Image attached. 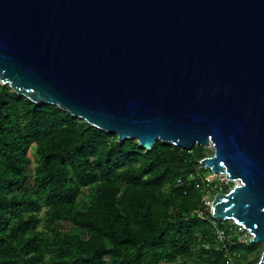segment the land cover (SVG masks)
<instances>
[{
    "label": "water",
    "instance_id": "1",
    "mask_svg": "<svg viewBox=\"0 0 264 264\" xmlns=\"http://www.w3.org/2000/svg\"><path fill=\"white\" fill-rule=\"evenodd\" d=\"M0 82L146 151L213 145L212 217L264 241V0H0Z\"/></svg>",
    "mask_w": 264,
    "mask_h": 264
},
{
    "label": "trees",
    "instance_id": "2",
    "mask_svg": "<svg viewBox=\"0 0 264 264\" xmlns=\"http://www.w3.org/2000/svg\"><path fill=\"white\" fill-rule=\"evenodd\" d=\"M211 155L121 143L0 82V264L258 263L263 244L243 241L242 227L215 220L203 201L212 171L200 161ZM216 227L231 232L225 247Z\"/></svg>",
    "mask_w": 264,
    "mask_h": 264
},
{
    "label": "built area",
    "instance_id": "3",
    "mask_svg": "<svg viewBox=\"0 0 264 264\" xmlns=\"http://www.w3.org/2000/svg\"><path fill=\"white\" fill-rule=\"evenodd\" d=\"M211 149L214 151V146L211 145ZM201 163V161H200ZM214 174V173H213ZM214 175H217L216 177L215 176H212L210 175L209 177H207V179H204L203 182L205 183V191H206V196L204 197L203 201L205 203V205L210 208V211H211V205H212V202H213V197L212 194L213 192H215L216 190H218L219 192H225L223 191V188L225 186H231V184H233L234 182L231 181L226 174H214ZM192 176H190L191 178ZM216 179L217 181L212 183L210 180L211 179ZM198 186H199V183H198ZM233 188V186H231L230 190ZM201 216H203V213H200ZM242 227V226H241ZM242 231L244 232H247L245 231L243 228H242ZM215 236H216V239L219 241V243L221 244V246L225 247L226 246V243L227 241L231 240L232 239V235H231V232L227 231L226 229L224 228H221V227H216V230H215ZM231 262V261H230ZM232 263V262H231Z\"/></svg>",
    "mask_w": 264,
    "mask_h": 264
},
{
    "label": "rangeland",
    "instance_id": "4",
    "mask_svg": "<svg viewBox=\"0 0 264 264\" xmlns=\"http://www.w3.org/2000/svg\"><path fill=\"white\" fill-rule=\"evenodd\" d=\"M209 148H212L211 147V145L210 146H208ZM36 150H35V146L34 147H32L31 148V150H30V157H31V159H32V162H31V164H30V166H29V169L30 170H32L33 168H34V166H35V157H36ZM212 176H217V175H214L213 173L211 174ZM235 184H237V182H234L233 184H232V186H234ZM71 225L69 224V223H65V222H59L58 224H57V227L59 228V229H61V230H63V229H65V228H69ZM250 238H251V235L248 233V232H245L242 236H241V239L243 240V241H248V240H250ZM262 244H263V246H264V241L263 242H261ZM259 261H260V259H259ZM254 264H257V263H254Z\"/></svg>",
    "mask_w": 264,
    "mask_h": 264
}]
</instances>
